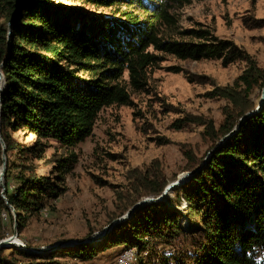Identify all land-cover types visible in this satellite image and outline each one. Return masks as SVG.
<instances>
[{"label": "trees", "instance_id": "16d2710c", "mask_svg": "<svg viewBox=\"0 0 264 264\" xmlns=\"http://www.w3.org/2000/svg\"><path fill=\"white\" fill-rule=\"evenodd\" d=\"M56 1L0 0L6 21L0 27L4 79L0 133L5 145V151L0 145V171L4 155L7 160V202L0 194V240L5 238L1 216L6 212L13 220L11 207L22 230L50 200L65 194L66 178L78 161L73 152L76 146L92 136L103 109L129 104L125 77L140 90L147 71L162 56L221 61L224 66L246 62L241 81L247 89L261 88L264 94V70L234 43L206 30H177L174 11L191 0H65L110 9L108 14H89L58 6ZM165 29L180 40L166 38ZM256 108V104L236 105L233 123L227 120L225 130L214 140L209 161L205 165L203 160L191 162L189 171L197 172L179 188L180 194L171 201L173 209L160 202L137 210L107 235L99 249L84 245L66 255L85 262L115 246L140 253L153 241L169 244L186 235L174 211L185 202L187 211L195 215L190 218L189 234L201 238L192 264H264V101L259 112L217 146ZM175 127L180 129L182 124ZM18 131L33 137V145L22 146L14 140ZM50 141L66 154L53 161L49 176H40L35 161L45 156ZM187 157L190 160V154ZM12 179L18 184L13 192ZM161 194L160 190L156 196ZM20 255L42 264H49L53 257ZM0 264L5 263L0 260ZM174 264L185 263L174 259Z\"/></svg>", "mask_w": 264, "mask_h": 264}, {"label": "rangeland", "instance_id": "374dc122", "mask_svg": "<svg viewBox=\"0 0 264 264\" xmlns=\"http://www.w3.org/2000/svg\"><path fill=\"white\" fill-rule=\"evenodd\" d=\"M56 5L79 8L89 14L110 13V9H96L80 2L57 0ZM174 15L177 30L209 31L219 40L234 43L264 70V0H191ZM5 24L0 10V27ZM163 34L166 38L172 36L166 29ZM161 59L147 71L146 84L140 90H135L125 77L129 104L103 109L92 136L76 146L73 152L78 161L66 178L64 195L50 200L40 214L27 220L22 230L16 217L12 220L4 212L1 233L5 238L0 242L14 237L26 246L0 249V260L5 264H42L20 253L41 258L52 255L49 264H116L130 252L127 264H140V260L142 264H163L167 260L174 264V259L192 264L201 238L189 234L190 218L195 215L187 211L185 202L174 211L178 212L186 235L169 244L153 241L140 253L115 246L85 262L66 255L84 245L98 249L103 246L107 235L127 220L103 236L110 225L125 217L136 204L158 198L160 190L163 193L191 173V162L208 158L227 120L233 123L237 104L259 107L264 101L261 88L247 89L241 81L246 62L224 66L221 61H181L170 56ZM176 124H182V128ZM13 137L22 146L34 143L33 137L26 138L21 131ZM65 154L60 145L50 141L45 156L35 161L36 173L49 176L53 161ZM17 187L12 179L10 191ZM2 192L1 188V197ZM179 194V188H175L162 202L173 209L171 201ZM96 237L100 240L95 241ZM61 243L64 245L58 246Z\"/></svg>", "mask_w": 264, "mask_h": 264}, {"label": "water", "instance_id": "95a60500", "mask_svg": "<svg viewBox=\"0 0 264 264\" xmlns=\"http://www.w3.org/2000/svg\"><path fill=\"white\" fill-rule=\"evenodd\" d=\"M0 78H1L0 80H2V82H0V86H1V88H0V92L2 93V91H3V87H4V79H3L2 74H1V77H0ZM0 105H1V96H0ZM260 106H261V105H260ZM260 106H259L258 109H256L255 112H250V113L247 114L243 119H241L239 125L237 126V128H236V129H235L230 135H228V136H226L224 139H222V140L219 142V144H218L217 146H221L226 140H228V139L231 137V135H233V134H235L236 132H238L240 125L245 121V119H247V118L250 117V116H253L255 113H257V112L260 111ZM0 145L2 146L3 151H5V145H4V142H3V140H2L1 133H0ZM212 153H213V151L210 153L209 156H211ZM209 159H210V158L206 159V160L204 161L203 165H205V164L209 161ZM6 167H7V160H6V157H5V155H4V156H3V165H2V168H1V172H0V187H1L2 190H3V192H2L3 197H5V184L3 183V181H4V178H5V174H6ZM200 169H201V168H200ZM200 169H199L198 171H200ZM195 172H197V171H195ZM195 172H191V173L186 174V175L184 176L183 179H181L180 181H177L176 185H169V186L165 189V191H164V192H163V193H162L157 199H155V200H154V199H152V200H148V199H147V200H143L142 202L136 204V205H135V206H134V207H133V208H132L127 214H126V216H125L124 218H121V219L117 220L116 222H114L112 225H110V226L105 230L103 236H105V235H106V234H107V233H108V232H109V231H110L115 225L120 224V223L125 222L126 220L130 219V217L132 216V214H133L135 211L140 210V209L144 208V207L147 206V205H151V204H155V203L162 202V201L166 198L167 194L169 193V191H170L172 188H174V187H178V188H180L183 184H185L187 181H189V179L192 178V176L194 175ZM5 199H6V197H5ZM5 202H7V199H6ZM10 239H15V238L13 237V238H10ZM10 239H8V240H10ZM8 240H4V241H1V242H0V249L5 248L6 246H8V245H6V243H7Z\"/></svg>", "mask_w": 264, "mask_h": 264}, {"label": "bare ground", "instance_id": "6f19581e", "mask_svg": "<svg viewBox=\"0 0 264 264\" xmlns=\"http://www.w3.org/2000/svg\"><path fill=\"white\" fill-rule=\"evenodd\" d=\"M0 77H1V73H0ZM1 79V78H0ZM0 82H2V80H0ZM0 88H1V86H0ZM262 101V100H261ZM263 102V101H262ZM261 102V103H262ZM259 107H257V109H258ZM1 172V171H0ZM184 178V177H183ZM183 178H181V179H183ZM181 179H179L178 181H180ZM176 183L177 182H175V183H173V184H171V185H176ZM175 188H178V187H174V188H172L170 191H172V190H174ZM2 198H3V200L4 201H6V199H5V197H3L2 196ZM166 198H168V197H166ZM165 198V199H166ZM157 199V198H156ZM164 199V200H165ZM147 200V199H146ZM148 200H152V199H148ZM155 200V199H154ZM12 211H13V213H12V216H15V209L12 207V209H11ZM6 214V213H5ZM124 218V217H123ZM100 239L98 238V237H96L95 238V241H99ZM73 244V243H72ZM6 245H8V247H12V248H14V249H25V245L24 244H21V242L19 241V240H17V239H10V240H8L7 241V243H6ZM60 245H64V244H59L58 246H60ZM47 250V249H43V252H45V251ZM131 254H132V252H131ZM128 255H129V253H125L122 257H120L119 259H118V262L116 263V264H119V263H122V262H124V260L128 257ZM134 259H136V257H134Z\"/></svg>", "mask_w": 264, "mask_h": 264}, {"label": "built area", "instance_id": "2783aa9c", "mask_svg": "<svg viewBox=\"0 0 264 264\" xmlns=\"http://www.w3.org/2000/svg\"><path fill=\"white\" fill-rule=\"evenodd\" d=\"M130 254H131V252L129 253V255H130ZM129 255H128V257H129ZM128 257L124 260V262L119 263V264H127Z\"/></svg>", "mask_w": 264, "mask_h": 264}]
</instances>
